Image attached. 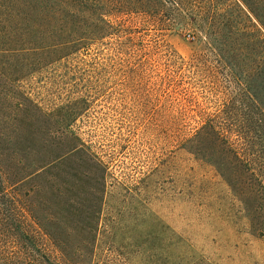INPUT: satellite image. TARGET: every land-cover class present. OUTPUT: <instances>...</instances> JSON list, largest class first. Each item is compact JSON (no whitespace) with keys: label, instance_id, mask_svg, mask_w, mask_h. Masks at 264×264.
I'll use <instances>...</instances> for the list:
<instances>
[{"label":"rangeland","instance_id":"rangeland-1","mask_svg":"<svg viewBox=\"0 0 264 264\" xmlns=\"http://www.w3.org/2000/svg\"><path fill=\"white\" fill-rule=\"evenodd\" d=\"M56 1L0 0V264H264V120L246 98L264 101V42L254 53L244 37L225 63L183 22L164 30L171 57L147 66L54 48ZM246 1L264 39V0ZM208 116L242 130V165L215 138L190 140Z\"/></svg>","mask_w":264,"mask_h":264},{"label":"trees","instance_id":"trees-1","mask_svg":"<svg viewBox=\"0 0 264 264\" xmlns=\"http://www.w3.org/2000/svg\"><path fill=\"white\" fill-rule=\"evenodd\" d=\"M241 2L250 8L256 19L262 20V15L252 9L246 0H59L56 1L58 5L56 11L49 18L57 24L62 22L65 25H59L58 28L53 30L52 33L57 36V39L52 47L63 48L70 44L77 47L97 45L101 47V50L105 49L111 52L112 57L133 59L135 62H141L147 66L151 63V60L157 61L171 57L172 53L168 50L164 51L162 48L164 46L162 38L164 30L171 29L176 24L190 22L195 28L204 33L208 43L215 51L216 57L220 61L228 63L231 48L238 49L241 45L240 41L244 37L249 36L253 41L251 50L254 53L259 51V47L255 44L264 42L261 30L252 22L250 15ZM64 9L69 16L64 12ZM77 15H80L79 17L83 20L81 26L67 27L68 19L71 21ZM80 28L82 29L80 30ZM196 57L198 55L194 56V58ZM247 75L249 76L250 73H247ZM248 94L246 98H250L255 103L264 120L263 99L253 92L248 91ZM236 101L244 103L245 98H242V95L239 94ZM231 106H233V103ZM222 110L225 112V109ZM230 130L237 136L235 140H231L230 135H228ZM241 133V129L216 124L208 116L205 123L196 129L190 140L198 138L207 143L211 138H215L221 147L222 153H231L233 158L242 165L243 159L239 151L233 147V143L239 140ZM18 148L22 155H28L33 150L30 144H22ZM75 150L76 147H73L68 153ZM204 154L202 153L201 158L212 163L211 159ZM218 166H220L218 168H220L221 177L228 181V176L221 170V163ZM18 168L16 167V169ZM38 170L35 166L19 176L15 174L14 181L9 185L13 187V191H16L17 186L33 178ZM16 199L17 197L13 195L10 200L15 201ZM23 208L35 221L36 225L45 230L33 210L25 206ZM50 239L55 247L59 249L61 255L67 257L63 249V241L53 239V237ZM95 241L96 238L85 240L87 246L88 244L93 245L91 247L92 252ZM36 246L38 252H40L42 245L39 243Z\"/></svg>","mask_w":264,"mask_h":264}]
</instances>
